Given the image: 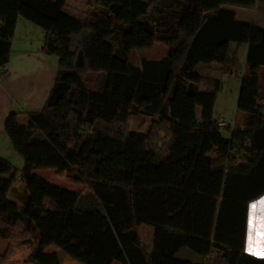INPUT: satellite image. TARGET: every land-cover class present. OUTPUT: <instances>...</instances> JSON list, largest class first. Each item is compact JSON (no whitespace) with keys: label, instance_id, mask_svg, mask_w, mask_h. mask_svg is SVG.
I'll return each mask as SVG.
<instances>
[{"label":"trees","instance_id":"16d2710c","mask_svg":"<svg viewBox=\"0 0 264 264\" xmlns=\"http://www.w3.org/2000/svg\"><path fill=\"white\" fill-rule=\"evenodd\" d=\"M68 1L0 0V77L20 18L44 30L42 50L58 58L44 107L6 119L25 165L19 174L0 156V238L36 235L34 264L61 263L51 244L83 264H264L246 252L249 204L264 195V27L233 8L257 0H87L84 16ZM156 42L167 56L130 60ZM231 42L248 51L226 136L214 116L221 82L197 66ZM87 73L104 80L94 87ZM135 115L153 118L146 132L127 127ZM47 168L76 170L93 200L80 207L77 191L35 172ZM183 248L199 261L181 258Z\"/></svg>","mask_w":264,"mask_h":264},{"label":"rangeland","instance_id":"374dc122","mask_svg":"<svg viewBox=\"0 0 264 264\" xmlns=\"http://www.w3.org/2000/svg\"><path fill=\"white\" fill-rule=\"evenodd\" d=\"M214 1H223V0H214ZM238 12V19L251 21L254 23H263L264 22V0H257L254 7H240L235 6ZM88 9L87 0H69L68 1V10L71 13L84 16ZM226 56L224 55L221 60L216 62L215 66H207L204 63H201L197 66V71L213 80H219L221 82L220 90L217 94L216 105L214 108V116L217 122L219 120L225 119L228 122H233L236 120L239 115L238 112V97L241 87L242 78L246 70V57L244 54V45H238L235 42L229 43L228 47L223 49ZM169 54V48L163 43L156 42L153 46L148 48H139L135 49L130 54V60L135 65H141L143 58L150 60H159ZM261 76L263 77L264 85V68L261 71ZM87 79L90 84L94 87H98L104 80V75L101 73H87ZM262 87V86H261ZM263 89V88H262ZM262 95L264 96V90H262ZM153 121L152 117L135 115L130 118L127 123V127L133 132H146L151 126ZM227 127H221L223 133L228 136ZM166 129L163 128L160 132L159 137L165 138ZM3 154L9 163L17 169L18 173L22 172V169L25 165L24 157L17 153L13 148L9 150H4ZM95 165L98 164L96 160L92 161ZM98 167V166H97ZM37 174L47 179L49 182L64 186L65 188L70 189L71 191H77L80 194L79 205L80 207H87L89 202L93 200L94 194L89 188L88 184L84 182L75 181L73 178L76 175L75 172L69 171H59L54 168L47 169H37L35 171ZM20 193H23V186L20 184L12 193L10 198L13 200H19L17 198ZM257 203V201H250V217L253 215L256 217V213L253 214L251 205ZM256 212V211H255ZM257 217L254 220V225L256 224ZM152 227L144 225L142 227V238L144 241H152L153 231ZM252 234H250L251 236ZM28 240H24V237L16 236L15 239H3L0 238V254L4 255L7 252L10 253L9 259L3 264H34L28 262V257L34 247L38 243L36 235L26 236ZM19 238V239H18ZM252 238V237H251ZM147 243V242H146ZM47 251H57L60 255V264H83L69 254L63 252L61 248L55 244H51L46 247Z\"/></svg>","mask_w":264,"mask_h":264},{"label":"crops","instance_id":"0c3cea01","mask_svg":"<svg viewBox=\"0 0 264 264\" xmlns=\"http://www.w3.org/2000/svg\"><path fill=\"white\" fill-rule=\"evenodd\" d=\"M233 8L237 12L238 7ZM258 24L264 27V22ZM14 30L15 33L12 38L7 68H1L3 75L0 77L1 157H5V154H3L4 150L13 148L5 128L7 117L12 112L24 116L29 110H38L44 107L54 86L58 69V58L53 55H48L42 50L45 33L40 26L25 18H20ZM243 45L244 54L247 59L248 45ZM204 64L211 67L215 66L217 63ZM263 68L264 65L260 68V83L263 88L262 90H264L263 77L261 76ZM262 200H264V195L255 199L257 202ZM255 213L257 221L255 226L250 229L249 204L246 252L258 258H264V204H258ZM250 234L252 235L250 236ZM145 242H147L148 245L152 244V241L145 240ZM179 256H181V258L199 261V257L187 248H183L179 252Z\"/></svg>","mask_w":264,"mask_h":264},{"label":"snow or ice","instance_id":"6c2138e0","mask_svg":"<svg viewBox=\"0 0 264 264\" xmlns=\"http://www.w3.org/2000/svg\"><path fill=\"white\" fill-rule=\"evenodd\" d=\"M258 204H264V200H262V201H259V202H257V203H254V204H252L251 205V209H252V211H253V214L255 213V211L257 210V206H258ZM256 219V217L253 215L252 217H250V219H249V227H250V229L253 227V225H254V220Z\"/></svg>","mask_w":264,"mask_h":264},{"label":"built area","instance_id":"2783aa9c","mask_svg":"<svg viewBox=\"0 0 264 264\" xmlns=\"http://www.w3.org/2000/svg\"><path fill=\"white\" fill-rule=\"evenodd\" d=\"M6 68H7V64L3 66V69H6ZM218 125H219L220 127H227V126L234 127L235 122H234V121H233V122H228V121H226L225 119H222V120H219V121H218Z\"/></svg>","mask_w":264,"mask_h":264}]
</instances>
